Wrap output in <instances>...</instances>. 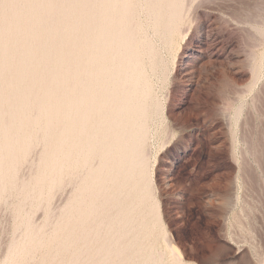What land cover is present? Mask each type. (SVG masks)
Masks as SVG:
<instances>
[{"label": "bare ground", "instance_id": "1", "mask_svg": "<svg viewBox=\"0 0 264 264\" xmlns=\"http://www.w3.org/2000/svg\"><path fill=\"white\" fill-rule=\"evenodd\" d=\"M6 1L10 6L0 16V207L13 192L19 234L0 264H26L43 248L40 264L65 250L69 257L58 264H163L148 234L158 221L149 204L151 185H141L153 103L141 46L150 59L155 46L140 37L135 0ZM185 7V0L145 4L151 24L171 31ZM35 25L42 27L36 36ZM250 60L252 89L261 67L256 55ZM37 124L45 125L35 130ZM39 142L34 174L23 181L20 165ZM67 176L78 180L56 224L51 231L47 221L36 227L31 208H48Z\"/></svg>", "mask_w": 264, "mask_h": 264}, {"label": "rangeland", "instance_id": "2", "mask_svg": "<svg viewBox=\"0 0 264 264\" xmlns=\"http://www.w3.org/2000/svg\"><path fill=\"white\" fill-rule=\"evenodd\" d=\"M146 1L135 0V6L142 25L140 37H149L155 46L154 59L141 46L142 64L153 88L143 144L141 175L146 181L141 179V185H151L149 204L158 215L148 231L154 252L158 257L163 254V264H178L179 259L182 264H260L264 259V0H185V19L180 29L172 31L151 24ZM7 3L0 0V16L7 12ZM33 30L36 36L42 27L35 25ZM253 55L261 71L249 89ZM239 104L243 105L240 115L229 124ZM39 143L20 165L23 181L34 174L43 148ZM67 177L55 187L48 208H31L36 227L47 221L51 231L56 224L78 180ZM43 191L44 197L47 189ZM8 193L0 207V261L19 234L17 197ZM228 200H233V207ZM46 249L27 263L40 264ZM65 251L48 264L67 260L69 251Z\"/></svg>", "mask_w": 264, "mask_h": 264}]
</instances>
